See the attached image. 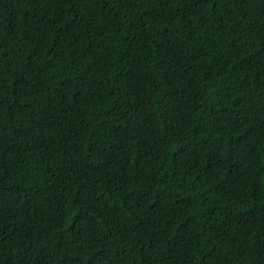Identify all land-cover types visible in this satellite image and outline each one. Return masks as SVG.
Returning <instances> with one entry per match:
<instances>
[{"label":"trees","instance_id":"16d2710c","mask_svg":"<svg viewBox=\"0 0 264 264\" xmlns=\"http://www.w3.org/2000/svg\"><path fill=\"white\" fill-rule=\"evenodd\" d=\"M0 264H264V0H0Z\"/></svg>","mask_w":264,"mask_h":264}]
</instances>
